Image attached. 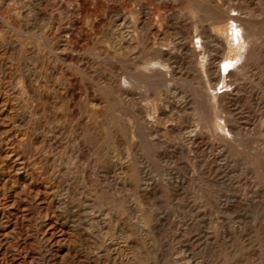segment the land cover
<instances>
[{
	"label": "rangeland",
	"instance_id": "1",
	"mask_svg": "<svg viewBox=\"0 0 264 264\" xmlns=\"http://www.w3.org/2000/svg\"><path fill=\"white\" fill-rule=\"evenodd\" d=\"M31 1L32 0H0V264H87V262L88 264H101V262L104 264L105 261L109 264L110 261H108L107 258L102 257L101 260L98 261L94 253L89 252L88 245L86 244V240L88 239L87 233L82 225L83 219L91 216H95V218L108 216L107 218L113 222L115 220H121V222H135V215L138 210L140 208L148 209L150 207L149 204L145 202L140 205L136 203L132 196L133 190L126 192L119 185L117 187L114 185L110 186L107 191L108 193L106 192L103 194L106 196L105 199L103 198L101 206L96 209L92 207V202H94L96 197L93 195L92 198L90 197V189L96 188L101 193L102 191L100 190L107 186L106 183H115L118 175L117 170L121 167L123 162H118V166H116L117 169H112L107 175L96 169L98 164H100V155L97 154L94 158H90L88 155L89 152L87 153L86 151H89L90 148H98L99 145L101 146L103 144L100 142V138L103 134L105 125L103 123L105 119L102 117H97L95 119L91 118L89 112L86 113L88 110L78 99L79 103L77 101L76 104L75 101L71 104L72 112L66 113L67 111L65 107L62 106L61 99L67 91L69 83L67 81L65 82L66 79L64 80V78L71 77L74 84H71L70 87L74 92L76 91L81 99L86 95V88L89 93H94L98 96L100 87L96 85V81L99 83H111L110 86L116 93L124 91L123 79L125 77V79L136 82L131 76L135 70V57L131 55H121L116 56L111 61L109 60V62L105 61L103 59L104 51L108 46L107 50L110 49L113 51V49L110 42V45L106 44L107 47H105V43L107 42L102 40L103 35L100 32H102L103 28L106 30L108 24L110 25L117 20L123 21V18L131 14L130 11L135 8L134 6L137 3L143 5L145 11L149 12L148 14L151 17L166 13V10L163 9L165 4L171 6V11L177 14L175 18L177 21L175 20V22L178 24V27L176 23H173L174 26L177 27V32L170 36V45L173 46V44L177 45L182 43L183 40L187 39L186 34H189L191 37L189 42L191 41L190 44H193L198 41V35L196 30L191 27L188 17L183 15L184 4L181 0H135L136 3L134 0H81V2L80 0H33V3H31ZM249 1H251V3ZM83 2L84 4H82ZM220 2L223 5L225 4L227 8H233L232 13H241L256 25L254 34L252 35L253 37L251 36L249 39L247 53L244 58L242 61H238V63L232 64L229 67V69L234 70L233 74L229 76L230 78L228 77L231 84L225 85L224 87L221 83L216 85L212 84L213 86L211 85L208 89H204L210 93L221 91L218 93L224 94L223 98L225 100L223 99V102H218L217 107H213L210 103L209 105H205V111L202 117H199L191 110L187 113H182L181 116H163L161 119L162 121H160L162 122V127L160 126L161 131L159 130V132H162L164 128L167 127L168 130H171L172 127H174L175 130L171 133L170 139L173 141H169L170 143H166L160 135L145 137V144H143L144 140L140 141L137 138L139 140L138 155L140 157L142 156V158L145 157V159H143L144 163H139V165L145 170L144 172L142 169L144 174L150 176L148 177L145 175V178L147 177L157 180V182H162L160 178L161 173L164 172L168 175L171 171L170 174L172 175L174 172V179L176 178V180L179 181L177 182L179 183L178 190L175 188L174 190H169V192L165 187H162L160 191L154 193L155 195L152 194L153 197L152 195L148 196L152 206L150 213H153H151L152 217L155 215L152 223L160 229L157 250L161 258L163 257L162 264H169V262L170 264H174L175 262L189 264L200 256L203 257L205 262H209L205 264H214L216 254H218L216 250H214L216 248L215 245L209 243L206 246L200 247L199 243L196 242V238L201 228L205 232L210 233L209 236H211L213 231L212 224L215 220L218 221L219 227V239L217 243L219 247L218 245L217 247L219 249L220 264H264V155L259 153L261 149H263L264 152V0H221ZM254 6H256V8L258 7L257 9L255 8L257 11L263 7L261 13L255 11L253 8ZM259 6L261 7L259 8ZM100 8L103 9L101 10ZM89 10H91V12ZM207 10L211 13L212 9L209 5ZM83 12L85 13L84 16H82ZM178 15L183 16L179 18ZM178 18L180 20H178ZM186 19H188L189 22H185L188 21ZM212 20L208 22L216 28H218V25L221 26V24H224L218 19L217 21L213 20L214 23H212ZM30 21L32 22L30 23ZM33 22H36V24ZM71 22L76 24L73 25ZM100 22L101 24L99 25ZM26 23L27 25H25ZM33 27H36V30H34ZM41 31L44 33L42 34ZM30 32L32 34H30ZM37 32H39V36H37ZM37 37L39 38L37 39ZM44 38L45 40H43ZM88 41H90L89 44ZM44 42L47 43L44 44ZM44 45H46V47ZM85 45H87V47H85ZM42 47L48 51L44 48L41 49ZM84 48H86V50ZM44 50L45 52H43ZM77 50L80 51L78 52ZM84 50L89 51L86 53ZM35 51L37 53H35ZM60 51H62V53ZM77 64H82V67H86L84 68L89 73V76L93 78V80L90 79L92 82L78 72L76 69ZM140 67H144L143 64H141ZM188 67L192 70L188 69V71L187 68L176 70L170 82L174 87L186 92L188 91V93L191 94L194 84L198 81V77L193 69V65ZM229 69H227V73ZM22 70L24 71L23 73H21ZM102 71L106 74H103ZM31 74L34 75L32 76ZM29 76L30 85L25 81ZM23 77L25 80H23ZM45 77L48 80H46ZM62 77L63 79L61 80L60 78ZM109 79L111 81H109ZM36 82L38 83L36 84ZM188 82H191V84ZM51 83H55V87H53L54 85ZM35 86H37V89ZM139 86L147 93L146 99L148 101L150 100V102H154L155 96L151 91L147 90V88L143 86V83L141 85L139 84ZM38 87L42 89L38 90ZM24 88L28 89L25 90ZM141 88H138V90L142 91ZM56 89L57 92H55ZM36 92H38L39 95ZM163 92H165V89ZM30 97L32 98L30 99ZM47 97L50 100L47 99ZM90 105L92 107H97L94 103ZM32 111L34 113H32ZM78 111L81 115L77 113ZM84 112L86 114H84ZM76 113L78 116H76ZM119 116L122 117V119L119 118L120 121L117 127L119 132L118 135L113 134L111 129L107 130L105 135L107 137L109 133L107 137L108 140L113 141L120 151L126 152L129 139L127 140L125 129L129 124L125 123H130V118L121 113ZM195 118H197V121ZM30 120L31 122H29ZM199 120H204V123L201 121L199 122ZM225 120H232L236 123L237 130L234 133L228 130L226 123H222ZM192 123H198L205 134L204 139L199 144L192 143L187 134L182 135L177 129L178 127L186 128ZM94 124L96 126H94ZM220 125H222V128H220ZM120 134L123 135L120 136ZM92 138L93 140H91ZM97 140L99 142H97ZM125 141H128L127 144ZM149 141H152L151 144ZM77 143L81 144L78 151L76 150ZM84 148L86 150H84ZM188 148H191L192 151L189 152ZM65 154H67L68 157ZM155 154L164 155L160 159L155 156ZM46 155L48 157H46ZM58 155H61V157ZM154 157H156L157 160ZM71 160L73 163H71ZM146 160H148L151 165L149 162H146ZM194 163L197 164L196 168H194L195 172H193L192 168ZM252 165H254L258 173L253 177L248 173L249 170L253 168ZM158 170L161 172H158ZM157 173H160V177ZM260 174L261 176H258ZM102 175L104 178H102ZM162 184L163 182L161 185ZM97 186L102 188H98ZM118 196L122 198V201L124 200L122 205L123 210L120 213L111 209L114 208L113 205ZM66 200H69V203ZM57 202L59 204H57ZM61 202L63 205H67V207H65V205L63 206ZM62 206L64 208H62ZM95 210L97 212L99 210V212L97 213ZM103 213H105V215L102 216ZM90 214L92 215L90 216ZM41 218L42 220H40ZM70 238L72 240H69ZM83 248L85 250H83ZM247 253L249 256L246 255ZM131 258L123 260V263L132 264L134 262L136 264V260ZM179 259L182 260L180 261Z\"/></svg>",
	"mask_w": 264,
	"mask_h": 264
},
{
	"label": "bare ground",
	"instance_id": "2",
	"mask_svg": "<svg viewBox=\"0 0 264 264\" xmlns=\"http://www.w3.org/2000/svg\"><path fill=\"white\" fill-rule=\"evenodd\" d=\"M30 1V0H29ZM33 1V0H32ZM31 1V3H33ZM128 1V0H127ZM126 1V2H127ZM130 1V0H129ZM159 1V0H158ZM174 1V0H173ZM183 1V15L185 17H188L190 20V25L196 30V33L198 35V41L195 43L189 42L191 37L189 34L187 35V39L183 40L182 43L177 45H170V36L175 34L177 32L178 24L175 22L176 15L173 11H171V6L168 4H165L164 10H166V13L160 14V16L151 17L149 16V12L145 11V8L141 4H136L130 11V15L123 18V21H115L114 23L108 24V28L104 30L102 29V32H100L103 35L105 45L109 44V42L112 44V50H107V45L104 48L103 53V59L105 61L113 60L116 56L121 55H131L135 57V70L131 74L132 78L136 80L130 81L129 79H123V90L121 93H116L113 88L110 86V84L107 83H99L96 81V85L99 86V94L98 96L96 94L89 93L88 89L86 88V95L84 98H80L79 95L72 90L70 85L74 84L71 79V77L64 78L65 82L67 81L68 87L67 91L64 93L62 100V106L65 107L66 113H71V104L72 102L80 100L81 104L83 103V106L88 110H86L90 117L95 119L97 117H102L105 119L103 134L101 135L100 142L103 144L98 148L92 149L90 148L89 151H86L90 158H94L97 154L100 155V164L97 166V170L99 172H102L103 174L107 175L112 169H117L116 166H118V162H123L121 167L118 168L117 172V178L115 180V183H106V187L102 188L100 191L96 188L90 189V197L92 198V195L96 197L94 199V202H92V207L96 209L97 207L101 206V203L103 202V198L105 199V194L110 186H121L126 192H129L130 190H133V199L136 203L139 205L143 202L149 204L148 209L140 208L137 212L136 221L130 222V221H123L121 222L118 220H115L114 222L109 220L107 217L102 218H95V216L86 217L83 219L82 225L84 226L85 232L87 233V240L86 244L88 245L89 252H93L96 259L98 261L101 260L102 257L107 258L108 261H110L109 264H125L123 263V260L128 258H134L136 260V264H162V258L160 256L159 251L157 250V242L159 240L160 236V229L156 227L152 221L153 217L155 215H151L150 209H151V203L149 202L148 196L155 195L154 193L157 191H160L162 187L166 190H174L175 188L178 190V184L176 178L174 179V175L168 173L166 175L164 172L158 174L161 178L162 182H157V180L151 179V178H145L144 172L145 170L143 167L139 165V163H144V158L142 156L140 157L138 154L139 150V140L142 141L145 139V137H149L151 135H160L166 143H170L172 139L171 133H173L174 127L171 128V130H168L167 128H164L162 132H159L161 123V119L165 115H169L171 117L173 116H181L182 113H187L189 110L195 112L196 115L199 117H202L204 115L205 111V105H209V103L213 107H217L218 102H223V95L221 91L218 92H207L204 89H208L212 84H223L225 85L231 84V81L228 79L230 75L233 74L232 69H229V67L232 64L238 63V61H242L245 54L247 53V47L249 44L250 37L254 34V28L255 24L249 20L245 15L241 13H232V9L227 8L225 4L223 5L219 0H181ZM248 1V0H247ZM8 2V1H7ZM6 2V3H7ZM36 2V1H35ZM39 2V1H38ZM42 2V1H41ZM79 2V1H78ZM81 2V0H80ZM125 2V1H124ZM135 2V0H134ZM154 2V1H153ZM168 2V1H167ZM251 3V1H249ZM261 2V1H260ZM130 3V2H129ZM128 3V4H129ZM136 3V2H135ZM141 3V2H140ZM172 3V2H171ZM255 3V2H254ZM253 3V4H254ZM259 3V2H258ZM30 4V3H29ZM48 4V3H47ZM59 4V3H58ZM79 4V3H77ZM76 4V5H77ZM81 4V3H80ZM84 4V2L82 3ZM127 4V5H128ZM175 4V3H174ZM181 4V3H180ZM260 4V3H259ZM32 5V4H31ZM86 5V4H85ZM162 5V4H161ZM182 5V4H181ZM208 5L211 7V13L208 12ZM255 5V4H254ZM34 6V5H33ZM32 6V7H33ZM88 6V5H87ZM158 6V5H157ZM262 6V5H261ZM259 6V8L261 7ZM66 7V6H65ZM83 7V6H82ZM104 7V6H103ZM106 7V6H105ZM118 7V6H117ZM116 7V8H117ZM129 7V6H128ZM160 7V6H159ZM247 7V6H246ZM49 8V7H48ZM58 8V7H57ZM90 8V7H89ZM112 8V7H111ZM254 9L256 6L253 7ZM258 8V7H257ZM256 8V9H257ZM263 8V7H262ZM261 8V9H262ZM37 9V8H36ZM95 9V8H93ZM91 9V10H93ZM101 9V8H100ZM103 9V8H102ZM101 9V10H102ZM110 9V8H108ZM255 9V11H257ZM261 9L258 11L261 13ZM35 10V9H34ZM63 10V9H61ZM87 10V9H86ZM91 10H89L91 12ZM99 10V9H96ZM182 10V9H180ZM249 10V8H248ZM27 11V10H26ZM56 11V10H55ZM79 11V10H78ZM81 11V10H80ZM115 11V10H114ZM257 11V12H258ZM20 12V11H19ZM32 12V11H31ZM36 12V11H35ZM39 12V11H38ZM41 12V11H40ZM96 12V11H94ZM106 12V11H105ZM239 12V11H238ZM263 12V11H262ZM81 13V12H79ZM104 13V11H103ZM109 13V12H108ZM111 13V10H110ZM119 13V12H118ZM127 13V12H126ZM180 13V12H179ZM19 14V13H18ZM36 14V13H35ZM52 14V13H51ZM70 14V13H69ZM75 14V13H74ZM84 16L85 13H82ZM106 14V13H105ZM125 14V13H124ZM181 14V13H180ZM259 14V13H258ZM37 15V14H36ZM41 15V14H40ZM46 15V14H45ZM79 15V14H78ZM119 15V14H118ZM183 15L179 16L182 17ZM24 16V15H23ZM38 16V15H37ZM36 16V17H37ZM47 16V15H46ZM96 16V15H95ZM100 16V15H98ZM110 16V15H109ZM113 16V15H112ZM115 16V15H114ZM125 16V15H124ZM123 16V17H124ZM256 16V15H255ZM1 17V15H0ZM33 17V16H32ZM48 17V16H47ZM50 17V16H49ZM253 17V16H252ZM31 18V17H30ZM96 18V17H95ZM99 18V17H98ZM178 18V20H180ZM214 21L220 20L221 23L224 24L221 26L218 25V28L212 26L210 24V20L212 19ZM1 19V18H0ZM37 19V18H36ZM44 19V18H43ZM186 19V20H188ZM216 19V20H215ZM31 20V19H30ZM40 20V18H39ZM42 20V19H41ZM98 20V19H97ZM106 20V19H105ZM183 20V19H182ZM181 20V23H182ZM185 21V22H189ZM212 20V21H213ZM259 20V19H258ZM46 21V20H45ZM177 21V20H176ZM214 21L212 23H214ZM24 22V21H23ZM32 21H30L31 23ZM55 22V21H53ZM52 22V23H53ZM94 22V21H93ZM110 22V21H109ZM108 22V23H109ZM112 22V21H111ZM184 22V23H185ZM264 22V21H263ZM29 23V24H30ZM36 24V22H33ZM51 23V24H52ZM72 23V22H71ZM90 23V21H89ZM105 23V22H103ZM176 23L177 27L174 26ZM180 23V22H179ZM260 23V22H259ZM258 23V25H259ZM19 24V23H18ZM33 24V25H34ZM55 24V23H54ZM73 24V23H72ZM74 23L73 25H75ZM91 24V23H90ZM89 24V25H90ZM101 22L99 23V25ZM219 24V23H218ZM27 25V23L25 24ZM39 25V24H38ZM46 25V23H45ZM44 25V26H45ZM93 25V24H92ZM211 25V26H210ZM217 25V24H216ZM257 25V27H258ZM261 25V24H260ZM31 26V25H30ZM35 26V25H34ZM42 26V25H40ZM220 26V27H219ZM18 27V26H17ZM28 27V26H26ZM56 27V26H55ZM34 28V27H33ZM39 28V27H38ZM92 28V27H91ZM100 28V27H99ZM187 28V27H186ZM43 29V28H42ZM41 29V30H42ZM78 29V28H77ZM80 29V28H79ZM260 29V28H258ZM36 30V27L34 28ZM33 30V31H34ZM52 30V29H51ZM84 30V29H83ZM89 30V29H88ZM91 30V29H90ZM97 30V29H96ZM191 30V29H190ZM62 31V30H61ZM76 31V30H75ZM92 31V30H91ZM183 31V30H182ZM181 31V32H182ZM32 32V31H31ZM30 32V34H32ZM55 32V31H54ZM42 33V31H41ZM44 33V32H43ZM42 33V34H43ZM53 33V32H52ZM89 33V32H88ZM37 36H39V32H37ZM41 36L43 37V35ZM85 34V33H84ZM151 34V35H150ZM45 35V34H44ZM55 35V34H54ZM88 35V34H87ZM86 35V36H87ZM100 35V34H99ZM49 36V35H48ZM33 37V36H32ZM53 37V36H52ZM51 37V38H52ZM55 37V36H54ZM94 37V36H93ZM253 37V36H252ZM34 38V37H33ZM36 38V37H35ZM39 37H37L38 39ZM41 38V37H40ZM49 38V37H47ZM88 38V36H87ZM92 38V37H91ZM53 39V38H52ZM45 40V38L43 39ZM47 40V39H46ZM91 40V39H89ZM51 41V40H50ZM101 41V40H100ZM48 42V41H47ZM47 42H44L46 44ZM66 42V41H65ZM90 41H88L89 44ZM41 43V42H40ZM51 43V42H50ZM86 43V42H85ZM93 43V42H92ZM9 44V43H8ZM13 44V43H12ZM29 44V43H28ZM34 44V43H33ZM43 44V43H42ZM49 44V43H48ZM84 44V43H81ZM87 44V43H86ZM94 44V43H93ZM6 45V43H5ZM35 45V44H34ZM38 45V44H37ZM110 45V44H109ZM3 46V45H2ZM36 46V45H35ZM46 47V45H44ZM48 46V45H47ZM51 46V45H50ZM49 46V47H50ZM54 46V45H53ZM61 46V45H60ZM66 46V45H65ZM68 46V45H67ZM48 47V49H49ZM69 47V46H68ZM87 47V45H85ZM92 47V46H91ZM101 47V46H100ZM38 48V47H37ZM42 47L41 49H43ZM58 48V47H57ZM74 48V47H73ZM78 48V47H77ZM17 49V48H16ZM32 49V48H31ZM45 49V48H44ZM82 49V48H81ZM86 50V48H84ZM93 49V48H91ZM90 49V50H91ZM47 50V49H45ZM45 50L43 52H45ZM51 50V49H50ZM55 50V49H54ZM53 50V52H54ZM71 50V49H70ZM69 50V51H70ZM84 52H88L85 51ZM100 50V49H99ZM21 51V50H20ZM48 51V50H47ZM67 51V50H65ZM74 51V50H73ZM72 51V52H73ZM78 52L80 50H77ZM103 51V50H102ZM42 52V51H41ZM52 52V51H51ZM62 53V51H60ZM83 52V50H82ZM81 52V53H82ZM91 52V51H90ZM8 53V52H7ZM10 53V52H9ZM21 53V52H20ZM35 53H37L35 51ZM60 53V54H61ZM39 54V53H38ZM8 55V54H7ZM35 55V54H34ZM65 55V54H63ZM80 55V54H79ZM91 55V54H90ZM13 56V54H12ZM39 56V55H38ZM56 56V53H55ZM58 56V55H57ZM61 56V55H60ZM9 57V56H8ZM20 57V55H19ZM18 57V58H19ZM65 57V56H64ZM69 57V56H68ZM123 57V56H122ZM127 57V56H126ZM130 57V56H129ZM33 58V57H32ZM58 58V57H57ZM71 58V57H69ZM73 58V57H72ZM84 58V57H83ZM124 58V57H123ZM15 59V57H14ZM60 59V57H59ZM81 59V58H80ZM121 59V58H120ZM131 59V58H130ZM134 59V58H133ZM40 60V58H39ZM45 60V59H44ZM70 60V59H69ZM116 60V59H115ZM245 60V59H244ZM20 61V60H19ZM50 61V60H49ZM118 61V60H117ZM116 61V62H117ZM129 61V59H128ZM44 62V61H42ZM64 62V61H62ZM86 62V61H84ZM89 62V61H88ZM113 62V61H112ZM115 62V63H116ZM132 62V61H131ZM130 62V63H131ZM35 63V62H34ZM51 63V62H50ZM87 63V62H86ZM121 63V62H120ZM15 64V63H14ZM13 64V65H14ZM71 64V63H70ZM74 64V63H73ZM83 64V63H82ZM81 64V65H82ZM104 64V63H103ZM119 64V63H118ZM133 64V63H132ZM141 64H143L144 67H140ZM67 65V64H66ZM69 65V64H68ZM80 64L76 66V69L78 72L85 77H87V80L91 79L92 77L89 76V73L85 69V66H81ZM130 65V64H129ZM193 65V69L196 76L198 77V81L194 84L193 92L191 94L188 93V91H184L181 89H178L177 87H174L170 80L172 79L173 73L176 70H182L183 68H189L188 66ZM241 65V64H240ZM72 66V64H71ZM89 66V65H88ZM87 66V67H88ZM94 66V65H93ZM104 66V65H103ZM131 66V65H130ZM246 66V65H245ZM65 67V66H64ZM68 67V66H67ZM74 67V66H73ZM85 67V68H84ZM90 67V66H89ZM101 67V66H100ZM192 67V66H191ZM105 68V67H104ZM62 69V68H61ZM67 69V68H66ZM70 69V67H69ZM68 69V70H69ZM89 69V68H88ZM93 69V68H92ZM227 69H229L227 73ZM238 69V68H237ZM101 70V69H100ZM185 70V69H184ZM192 70V69H191ZM236 70V69H235ZM48 71V70H47ZM73 71V70H72ZM104 71V69H103ZM102 71V73H103ZM125 71V70H124ZM189 71V70H188ZM20 72V71H19ZM24 71L22 70L21 73ZM77 72V71H76ZM187 72V71H186ZM105 73V72H104ZM103 73V74H104ZM127 73V72H126ZM79 74V76H80ZM97 74V73H96ZM106 74V73H105ZM121 74V73H120ZM179 74V72H178ZM236 74V73H235ZM23 75V74H22ZM32 75V74H31ZM34 75V74H33ZM32 75V76H33ZM63 75V74H62ZM70 75V74H69ZM78 75V74H77ZM81 75V76H82ZM95 75V74H94ZM110 75V74H109ZM118 75V74H117ZM182 75V74H181ZM26 76V75H24ZM40 76V75H39ZM46 76V75H45ZM72 76V75H70ZM100 76V75H98ZM176 76V75H175ZM180 76V75H179ZM184 76V75H183ZM234 76V75H233ZM232 76V77H233ZM20 77V76H19ZM27 77V76H26ZM38 78V76L36 75ZM35 77V79H36ZM42 77V76H40ZM39 77V79H40ZM44 77V76H43ZM57 77V76H56ZM102 77V76H101ZM124 77V75H123ZM178 77V76H177ZM34 78V77H33ZM82 78V77H81ZM105 78V77H104ZM230 78V77H229ZM29 78H26V80L23 77V80H25L29 84ZM46 79V77H45ZM51 79V78H50ZM57 79V78H56ZM61 80L63 79L60 78ZM75 79V78H74ZM96 79V78H95ZM235 79V77H234ZM233 79V80H234ZM3 80V79H2ZM22 80V79H21ZM20 80V81H21ZM22 80V81H23ZM43 80V79H42ZM48 80V79H46ZM90 80V81H91ZM104 80V79H103ZM102 80V81H103ZM120 80V79H119ZM188 80V79H187ZM197 80V79H196ZM31 81V80H30ZM35 81V80H34ZM38 81V80H37ZM79 81V80H78ZM106 81V80H105ZM109 81H111L109 79ZM108 81V83H109ZM191 81V80H190ZM40 82V80H39ZM52 82V81H51ZM61 82V81H60ZM92 82V81H91ZM104 82V81H103ZM24 83V82H23ZM38 82H36L37 84ZM48 83V82H47ZM62 83V82H61ZM78 83V82H77ZM83 83V82H82ZM143 83V86L147 88V90L151 91V93L155 96L154 102L148 101L147 93L143 91V89L139 86ZM186 83V82H185ZM191 84V82H188ZM6 84V82H5ZM41 84V83H40ZM39 84V85H40ZM49 84V83H48ZM47 84V85H48ZM55 87V83H51ZM84 84V83H83ZM180 84V83H179ZM189 84V86H190ZM30 85V84H29ZM34 85V84H33ZM32 85V86H33ZM44 85V84H43ZM94 85V84H93ZM182 85V84H180ZM214 85V86H215ZM20 86V84H19ZM18 86V87H19ZM41 86V85H40ZM59 86V83H58ZM66 86V85H65ZM176 86V82H175ZM179 86V85H178ZM213 86V85H212ZM16 87V86H15ZM14 87V88H15ZM37 89V86H35ZM22 88V87H21ZM47 88V87H46ZM61 88V87H60ZM89 88V87H88ZM121 88V87H120ZM138 88H141L142 91L138 90ZM180 88V87H179ZM189 88V87H188ZM25 89V88H24ZM28 89V88H26ZM25 89V90H26ZM41 90L42 88L38 87V90ZM49 89V88H48ZM63 89V88H62ZM77 89V88H76ZM75 89V90H76ZM93 89V88H92ZM121 89V90H122ZM165 89V92L163 90ZM239 89V88H238ZM22 90V89H21ZM24 90V92H25ZM33 90V89H32ZM45 90V88H44ZM82 90V89H81ZM84 90V89H83ZM116 90V89H115ZM220 90V89H219ZM29 91V90H28ZM27 91V92H28ZM47 91V90H46ZM95 91V90H94ZM190 91V90H189ZM216 91V90H215ZM23 92V91H22ZM41 92V91H40ZM57 92V89L56 91ZM54 92V94H55ZM85 92V91H84ZM237 92V91H236ZM38 93V92H36ZM35 93V94H36ZM44 93V92H43ZM144 93V94H143ZM25 94V93H23ZM146 94V95H145ZM28 95V94H27ZM30 95V94H29ZM39 95V93H38ZM37 95V96H38ZM42 95V94H41ZM44 95V94H43ZM56 95V94H55ZM33 96V95H32ZM59 96V94H58ZM28 97V96H27ZM45 97V96H44ZM57 97V96H55ZM32 97H30L31 99ZM35 98V96H34ZM40 98V97H38ZM52 98V97H51ZM54 98V97H53ZM149 98V97H148ZM153 98V97H152ZM14 99V98H13ZM42 99V98H41ZM40 99V100H41ZM47 99H49L47 97ZM78 99V100H77ZM258 99V98H257ZM36 100V99H35ZM50 100V99H49ZM54 100V99H53ZM225 100V99H224ZM39 101V100H38ZM55 101V100H54ZM153 101V100H152ZM233 101V100H232ZM231 101V102H232ZM56 102V101H55ZM60 102V101H59ZM50 103V102H49ZM53 103V102H52ZM57 103V102H56ZM61 103V102H60ZM79 103V101H78ZM94 103L97 107H92L90 104ZM59 104V103H58ZM40 105V104H39ZM75 105V104H74ZM38 106V105H37ZM56 106V105H55ZM54 106V107H55ZM78 106V105H77ZM82 106V105H81ZM82 106V107H83ZM221 106V104H220ZM29 107V106H28ZM43 107V106H42ZM74 107V106H73ZM81 107V108H82ZM60 108V107H59ZM58 108V109H59ZM79 108V109H81ZM27 109V107H26ZM57 109V108H56ZM73 109V108H72ZM84 109V108H83ZM18 110V109H17ZM33 110V109H32ZM35 110V109H34ZM43 110V109H42ZM82 110V109H81ZM39 111V110H38ZM81 112V111H80ZM32 113H34L32 111ZM62 113V112H61ZM79 113V111L77 112ZM76 113V114H77ZM84 112V114H86ZM127 115L130 118V123L126 131V137L127 140L129 139V143L127 145V150L120 151L116 144L113 143V141L108 140V136L106 137L107 130L111 129V132L113 134L118 135V123L120 121L119 118L122 119V117L119 116V114ZM190 113V112H189ZM192 113V112H191ZM36 114V111H35ZM41 114V112H40ZM81 115V113H79ZM88 114V115H89ZM42 115V114H41ZM72 115V114H71ZM25 116V115H24ZM34 116V115H32ZM31 116V117H32ZM36 116V115H35ZM40 116V115H39ZM38 116V118H39ZM68 116V115H67ZM78 116V114L76 115ZM206 116V115H205ZM66 117V116H65ZM83 117V116H82ZM71 118V117H70ZM75 118V117H74ZM206 118V117H205ZM27 119V118H26ZM29 119V118H28ZM37 119V118H36ZM67 119V118H66ZM65 121L67 122V120ZM86 119V118H85ZM102 119V120H103ZM193 119V118H192ZM197 121V118H195ZM194 119V120H195ZM202 119V118H201ZM70 120V119H68ZM90 120V119H88ZM127 120V119H126ZM129 120V119H128ZM193 120V121H194ZM35 121V120H34ZM33 121V122H34ZM64 121V119H63ZM84 121V120H83ZM203 122L204 120H199V122ZM31 122V120L29 121ZM38 122V121H37ZM48 122V121H47ZM65 122V123H66ZM86 122V121H85ZM97 122V121H96ZM126 122V121H125ZM87 123V122H86ZM92 123V121H91ZM122 123V122H121ZM222 123H226L228 126V130L231 133H234L237 130L236 123H234L232 120H225ZM71 124V123H70ZM202 124V123H201ZM30 125V124H29ZM172 125V124H171ZM32 126V125H31ZM30 126V127H31ZM68 126V124H67ZM71 126V125H69ZM94 126H96L94 124ZM101 126V125H100ZM176 126V125H175ZM219 126V125H218ZM46 127V126H45ZM162 127V126H161ZM40 128V127H39ZM42 128V125H41ZM56 128V127H55ZM80 128V127H79ZM88 128V127H87ZM99 128V127H98ZM121 128V127H120ZM125 128V127H124ZM220 128H222V125H220ZM63 129V128H62ZM69 129V128H68ZM163 129V128H162ZM178 131L182 134L188 135V138L191 140L192 143L199 144L204 139V133L202 129L200 128L199 124L192 123L190 126L186 128H177ZM46 130V129H45ZM72 130V129H71ZM75 130V129H74ZM97 130V129H96ZM120 130V129H119ZM51 131V130H50ZM66 131V130H65ZM69 131V130H68ZM76 131V130H75ZM84 131V129H83ZM123 131V130H122ZM110 132V131H109ZM177 132V131H176ZM90 133V132H89ZM123 133V132H122ZM207 133V132H206ZM261 133V132H260ZM65 134V133H64ZM85 134V133H84ZM100 134V133H99ZM124 134V133H123ZM122 134V135H123ZM70 135V134H68ZM87 135V134H86ZM85 135V138H86ZM112 135V134H111ZM120 134V136H122ZM124 135V136H125ZM175 135V134H174ZM114 136V135H113ZM173 136V135H172ZM59 137V136H58ZM66 137V136H65ZM70 137V136H69ZM90 137V136H89ZM92 137V136H91ZM160 137V138H161ZM207 137V136H206ZM27 138V137H26ZM49 138V137H48ZM62 138V137H61ZM83 138V137H82ZM124 138V137H122ZM139 140H138V139ZM65 139V138H64ZM63 139V140H64ZM73 139V138H72ZM71 139V141H72ZM81 139V138H80ZM149 139V138H148ZM52 140V139H51ZM75 140V139H74ZM77 140V138H76ZM75 140V141H76ZM86 140V139H84ZM93 140V138L91 139ZM146 140V139H145ZM145 140L142 142L145 144ZM152 140V139H151ZM155 140V139H154ZM40 141V140H39ZM59 141V140H58ZM56 141V142H58ZM87 141V140H86ZM95 141V140H94ZM173 141V140H172ZM210 141V140H209ZM258 141V140H257ZM49 142V141H48ZM97 142H99L97 140ZM128 142V141H127ZM125 141V143L127 144ZM148 142V141H147ZM150 142V141H149ZM152 142V141H151ZM150 142V144H151ZM190 142V141H189ZM64 143V142H63ZM84 143V142H83ZM87 143V142H86ZM206 143V142H205ZM254 143V142H253ZM88 144V143H87ZM149 144V145H150ZM81 144H76V150H79V146ZM90 145V144H89ZM148 145V146H149ZM42 146V145H41ZM40 146V147H41ZM74 146V145H73ZM144 146V145H143ZM190 146V145H189ZM204 146V145H203ZM207 146V145H206ZM72 147V146H71ZM90 147V146H89ZM121 147V146H120ZM142 147V144H141ZM140 147V149H141ZM191 147V146H190ZM202 147V146H201ZM208 147V146H207ZM43 148V147H42ZM169 148V147H167ZM40 149V148H39ZM66 149V148H65ZM71 149V148H70ZM124 149V147H123ZM157 149V148H156ZM261 149V148H260ZM36 150V149H35ZM45 150V149H44ZM81 150V149H80ZM84 150H86L84 148ZM259 150V149H258ZM46 151V150H45ZM144 151V150H143ZM158 151V150H157ZM188 151H192L191 148H188ZM22 152V151H21ZM75 152V151H74ZM83 152V151H82ZM140 152V151H139ZM196 152V151H195ZM256 152V151H255ZM259 152V151H258ZM64 153V152H63ZM261 155H264L263 149L259 152ZM47 154V153H46ZM43 155V154H40ZM67 155V154H65ZM64 155V157H65ZM83 155V154H82ZM164 155V154H163ZM163 155L155 154L158 158H162ZM195 155V154H194ZM59 156V155H58ZM71 156V155H70ZM46 157H48L46 155ZM45 157V158H46ZM51 157V156H50ZM49 157V158H50ZM54 157V156H53ZM52 157V158H53ZM61 157V155L59 156ZM58 157V160H59ZM68 157V155H67ZM81 157V155H80ZM99 157V156H98ZM147 157V156H146ZM165 157V156H164ZM206 157V156H205ZM256 157V156H255ZM36 158V157H35ZM41 158V157H40ZM39 158V159H40ZM71 158V157H70ZM151 158V157H147ZM156 158V157H154ZM153 158V160H154ZM216 158V157H215ZM38 159V160H39ZM48 159V158H47ZM51 159V158H50ZM57 159V158H56ZM64 159V158H62ZM74 159V158H73ZM152 159V158H151ZM259 159V158H258ZM261 159V157H260ZM46 160V159H45ZM44 160V161H45ZM49 160V159H48ZM54 160V159H52ZM65 160V159H64ZM149 160V159H148ZM146 160V162H149ZM157 160V158H156ZM125 161V165H124ZM152 161V160H151ZM42 162V160H41ZM59 162V161H58ZM75 162V161H74ZM248 162V161H247ZM33 163V162H32ZM37 163V162H36ZM40 163V161H39ZM43 163V162H42ZM71 163L72 160H71ZM150 163V162H149ZM249 163V162H248ZM89 164V163H88ZM121 164V163H120ZM254 164V163H252ZM260 164V163H259ZM49 165V164H48ZM149 165V164H148ZM151 165V163H150ZM250 165V164H249ZM34 166V165H33ZM38 166V165H37ZM81 166V165H80ZM91 166V165H90ZM147 166V165H145ZM153 166V165H152ZM197 164L194 163L192 168L193 172H195L194 168H196ZM253 168L249 170V175L253 177L257 173V169L252 165ZM36 167V166H35ZM40 167V165H39ZM95 167V166H94ZM154 167V166H153ZM246 167V166H245ZM262 167V166H261ZM260 167V168H261ZM37 168V167H36ZM67 168V167H66ZM92 168V167H90ZM95 169V168H94ZM144 170V172L142 171ZM149 169V168H148ZM152 169V168H150ZM155 169V168H154ZM162 169V168H161ZM160 169V170H161ZM44 170V169H43ZM158 170V172L160 171ZM172 170V169H171ZM52 171V170H51ZM87 171V170H86ZM89 171V170H88ZM96 171V170H95ZM162 171V170H161ZM160 171V172H161ZM242 171V170H241ZM46 172V171H44ZM98 172V174H99ZM153 172V171H152ZM40 173V172H39ZM52 173V172H51ZM50 173V174H51ZM115 173V172H114ZM167 173V172H166ZM111 174V173H110ZM258 174V173H257ZM36 175V174H35ZM46 175V174H45ZM86 175V174H85ZM115 175V174H114ZM42 176V175H41ZM49 176V175H47ZM46 176V177H47ZM103 176V175H102ZM113 176V175H112ZM148 176V175H146ZM258 176H261L258 175ZM263 176V175H262ZM150 177V176H148ZM178 177V176H177ZM90 178V177H88ZM104 178V176L102 177ZM159 178V179H160ZM199 178V177H198ZM247 178V177H246ZM115 179V177H114ZM202 179V178H201ZM262 179V178H261ZM88 180V179H87ZM104 180V179H103ZM242 180V179H241ZM98 181V180H97ZM111 181V180H110ZM114 181V180H113ZM106 182V181H105ZM109 182V181H108ZM89 183V182H88ZM103 183V182H102ZM177 183V184H176ZM186 183V182H185ZM244 184V183H243ZM100 185V184H98ZM181 185V184H180ZM184 185V184H183ZM91 186V185H89ZM94 186V185H93ZM198 186V185H197ZM196 186V187H197ZM96 187V186H95ZM98 187V186H97ZM98 187V188H99ZM55 188V187H54ZM72 188V187H71ZM90 188V187H89ZM199 188V187H198ZM53 189V188H52ZM51 189V190H52ZM116 189V188H115ZM164 189V191H165ZM181 189V188H180ZM183 189V188H182ZM197 189V188H196ZM202 189V188H201ZM113 190V189H112ZM111 190V191H112ZM199 190V189H198ZM89 191V190H88ZM98 191V192H97ZM114 191V190H113ZM120 191V190H119ZM124 191V192H125ZM204 191V190H203ZM170 192V191H169ZM167 192V193H169ZM88 193V192H87ZM86 193V194H87ZM108 193V192H107ZM110 193V192H109ZM117 193V192H116ZM132 193V191H131ZM162 193V192H161ZM164 193V192H163ZM197 193V192H196ZM130 194V193H129ZM200 194V193H199ZM202 194V193H201ZM79 195V194H78ZM85 195V194H84ZM103 195V196H102ZM111 195V194H110ZM152 195V197H153ZM159 195V194H158ZM197 195V194H196ZM243 195V194H242ZM87 196V197H89ZM93 197V198H94ZM110 197V196H109ZM197 197V196H196ZM238 197V196H237ZM63 198V197H62ZM132 198V197H131ZM203 199V198H202ZM239 199V198H238ZM87 200V199H86ZM89 200V199H88ZM108 200V199H107ZM201 200V199H200ZM228 200V197H227ZM62 201V199H61ZM67 201V200H66ZM69 201V200H68ZM67 201V202H68ZM238 201V200H237ZM88 202V201H87ZM124 200L122 201V198L118 196L115 199L114 203V211L117 213H120L123 208ZM227 202V201H226ZM233 202V201H232ZM69 203V202H68ZM135 203V204H136ZM57 204H59L57 202ZM63 205V203L61 202ZM136 204V205H138ZM65 205V204H64ZM63 205V206H64ZM82 205V204H81ZM84 205V204H83ZM91 205V204H90ZM97 205V206H96ZM144 205V204H143ZM58 206V205H57ZM56 206V207H57ZM62 206V208H64ZM71 206V205H70ZM73 206V205H72ZM67 207V205H65ZM84 207V206H83ZM91 207V209H92ZM144 207V206H143ZM147 207V206H146ZM182 207V206H181ZM40 208V207H38ZM59 208V207H57ZM61 208V209H62ZM71 208V207H68ZM88 208V207H87ZM90 208V207H89ZM135 208V207H134ZM231 208V207H230ZM236 208V207H235ZM51 209V208H50ZM239 209V208H238ZM48 210V209H47ZM66 210V209H65ZM85 210V208H84ZM93 210V209H92ZM136 210V209H135ZM228 210V209H227ZM230 210V209H229ZM69 211V210H68ZM67 211V213H68ZM89 211V210H88ZM96 211V210H95ZM109 211V210H108ZM51 212V211H50ZM66 212V211H64ZM97 212V211H96ZM99 212V210H98ZM97 212V213H98ZM46 213V212H45ZM116 213V214H117ZM47 214V213H46ZM57 214V213H56ZM55 214V215H56ZM64 214V213H63ZM73 214V213H72ZM101 214V213H100ZM99 214V216H100ZM153 214V213H152ZM26 215V214H25ZM54 215V214H53ZM66 215V214H65ZM95 215V214H94ZM105 215V213L102 214V216ZM118 215V214H117ZM183 215V214H182ZM37 216V215H36ZM61 216V215H60ZM69 216V215H68ZM84 216V215H82ZM87 216V214H86ZM89 216V215H88ZM116 216V215H115ZM27 217V216H26ZM38 217V216H37ZM63 217V216H62ZM70 217V216H69ZM110 217V216H109ZM117 217V216H116ZM22 218V217H20ZM25 218V217H24ZM56 218V217H55ZM61 218V217H60ZM64 218V217H63ZM72 218V217H71ZM78 218V217H77ZM81 218V217H80ZM155 218V217H154ZM111 219V218H110ZM42 220V218L40 219ZM75 221V220H74ZM72 221V222H74ZM164 221V220H163ZM29 222V221H28ZM179 222V221H178ZM203 222V221H202ZM164 223V222H163ZM39 224V223H38ZM20 225V224H19ZM36 225V224H35ZM76 225V224H75ZM213 231L212 235L209 236L210 233L205 232L202 228L199 230V233L197 235V241L201 246H206L209 243L215 245L216 252V259L214 260V264H220L219 261V245L218 239H219V227H218V221H213ZM74 226V224H73ZM77 226V225H76ZM235 227V226H234ZM262 227V226H261ZM36 228V227H35ZM82 228V227H81ZM239 228V227H238ZM244 228V227H243ZM258 228V227H257ZM35 230V229H34ZM37 230V229H36ZM244 230V229H243ZM79 231V230H78ZM84 231V230H83ZM261 231V230H259ZM29 232V231H28ZM80 233V232H79ZM35 234V233H34ZM36 235V234H35ZM82 235V234H81ZM228 235V234H227ZM231 235V234H230ZM237 235V234H236ZM242 235V234H241ZM240 235V236H241ZM28 236V235H27ZM38 236V235H37ZM230 237V236H228ZM244 237V236H243ZM233 238V237H232ZM37 239V238H36ZM78 239V238H77ZM250 239V238H249ZM41 240V239H40ZM69 240H72L71 238ZM80 240V239H79ZM37 241V240H35ZM244 241V240H243ZM81 242V241H80ZM230 242V241H229ZM232 242V241H231ZM253 242V240H252ZM257 243V242H256ZM40 244V243H39ZM160 244V243H159ZM43 245V244H42ZM49 245V244H47ZM218 245V247H217ZM248 245V244H247ZM252 245V243H251ZM258 245V244H257ZM25 246V245H24ZM50 246V245H49ZM53 246V245H52ZM72 246V245H71ZM74 246V245H73ZM79 246V244H78ZM81 246V244H80ZM224 246V245H223ZM239 246V245H238ZM245 246V245H244ZM250 246V245H249ZM21 247V246H20ZM83 247V246H82ZM214 247V246H213ZM212 247V248H213ZM30 248V247H29ZM49 248V247H48ZM81 248V247H80ZM85 248V247H84ZM83 248V250H85ZM210 248V247H209ZM229 248V247H228ZM247 248V247H246ZM249 248V247H248ZM253 248V245H252ZM258 248V247H257ZM261 248V247H260ZM40 249V248H39ZM38 249V250H39ZM44 249V248H43ZM235 249V248H234ZM239 249V248H238ZM251 249V248H249ZM87 250V251H88ZM264 250V249H263ZM25 251V250H24ZM45 251V250H44ZM243 251V250H242ZM199 252V251H198ZM233 252V251H232ZM240 252V251H239ZM264 252V251H263ZM13 253V252H12ZM76 253V252H75ZM192 253V252H191ZM190 253V255H191ZM201 253V252H200ZM47 254V253H45ZM196 254V252H195ZM229 254V253H228ZM241 254V253H240ZM245 254V252H244ZM25 255V254H24ZM237 255V254H236ZM248 255V253L246 254ZM245 255V256H246ZM260 255V254H259ZM18 256V255H17ZM50 256V253H49ZM53 256V255H52ZM208 256V255H207ZM228 256V255H227ZM234 256V255H233ZM238 256V255H237ZM241 256V255H240ZM239 256V257H240ZM243 256V255H242ZM244 256V257H245ZM249 256V255H248ZM255 256V255H254ZM263 256V255H262ZM92 257V256H91ZM189 257V256H188ZM247 257V256H246ZM245 257V258H246ZM45 258V257H44ZM83 258V257H82ZM131 258V259H132ZM210 258V257H209ZM226 258V257H225ZM224 258V259H225ZM253 258V257H252ZM256 258V257H255ZM207 259V258H206ZM235 259V258H234ZM180 260V259H179ZM182 260V259H181ZM180 260V261H181ZM244 260V259H243ZM246 260V259H245ZM255 260V259H254ZM3 261V260H2ZM208 261V260H207ZM229 261V260H228ZM232 261V260H231ZM230 261V263H231ZM236 261V260H235ZM251 261V260H250ZM23 262V261H22ZM104 262V261H103ZM223 262V261H222ZM241 262V261H240ZM106 263V261H105ZM104 263V264H105ZM128 263V262H127ZM134 263V262H133ZM132 263V264H133ZM209 262H205L203 257H198L195 261L190 262L189 264H205ZM235 263V262H233ZM242 263V262H241ZM248 263V261H247ZM253 263V262H251ZM27 264V263H26ZM46 264V263H45ZM88 264V262H87ZM98 264V263H97ZM102 264V262H101ZM107 264V263H106ZM135 264V263H134ZM164 264V263H163ZM170 264V262H169ZM174 264H181L179 262H175ZM212 264V263H211ZM250 264V263H249ZM257 264V263H256Z\"/></svg>",
	"mask_w": 264,
	"mask_h": 264
}]
</instances>
